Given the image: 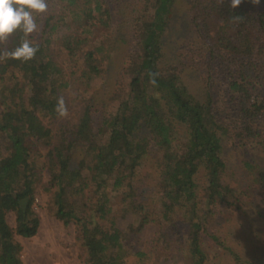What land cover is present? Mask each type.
I'll use <instances>...</instances> for the list:
<instances>
[{
  "label": "trees",
  "instance_id": "trees-1",
  "mask_svg": "<svg viewBox=\"0 0 264 264\" xmlns=\"http://www.w3.org/2000/svg\"><path fill=\"white\" fill-rule=\"evenodd\" d=\"M132 1L48 0L46 13H33L35 57L0 61V264H23L15 235L38 233L34 202L44 173L51 209L75 223L86 264H126L130 255L139 264L148 252L133 237L158 222L159 238L172 245L178 221L190 262L205 264L202 238L218 239L210 227L219 209L264 194V96L257 88L264 85V0L236 8L231 0H185L192 36L183 39L170 33L182 0ZM93 27L102 28L94 42ZM22 38L18 30L0 50ZM53 45L66 58L58 61ZM117 45L128 50L123 76L98 107L95 89L113 69ZM192 69L200 72L203 99L185 83L183 73ZM78 82L85 88L75 94ZM220 91L229 109L217 104ZM61 96L66 118L56 112ZM239 148L254 184L233 187L228 152ZM148 158L156 172L143 175ZM152 189L158 205L146 198Z\"/></svg>",
  "mask_w": 264,
  "mask_h": 264
},
{
  "label": "rangeland",
  "instance_id": "rangeland-1",
  "mask_svg": "<svg viewBox=\"0 0 264 264\" xmlns=\"http://www.w3.org/2000/svg\"><path fill=\"white\" fill-rule=\"evenodd\" d=\"M134 2V0L132 1ZM185 0H182L176 18L172 22L170 33L178 34V37L183 39L190 37L189 26L187 23V13ZM59 10V6H55V10ZM189 20V19H188ZM92 41L100 36L102 28L93 27ZM175 32V33H174ZM55 38V35H54ZM59 40L54 44H59ZM117 49L113 53L112 70L104 82L101 81L95 89V103L101 106L115 92L118 85V80L122 79V68L126 63L128 50L123 45H117ZM55 57L58 61H62L65 54H58V49L53 45ZM177 58V57H176ZM182 60L178 58L177 60ZM184 61V60H183ZM178 62V61H177ZM192 72L184 71L183 76L185 83L189 85L191 91L198 95L199 98L205 97V90L200 79V72L192 69ZM78 87L85 88L81 83H76L72 86L71 92L77 93ZM258 91L264 96V85L257 86ZM219 90V87H216ZM79 96V101L82 99ZM217 104L229 109L228 99L222 91L215 96ZM242 148L229 150L228 158L230 159V172L226 175V180L233 187L249 186L254 184V180H250L246 175V168L240 160L247 155H244ZM252 154V153H251ZM255 154V153H254ZM264 157V152H259V155ZM257 156V155H256ZM81 149H77L74 153V164L81 159ZM259 157V156H258ZM46 170V169H45ZM156 172L155 165L151 158L147 159L145 166L141 169V174L146 172ZM49 180L47 173L43 174V181L38 186V192L34 202V210L40 218L39 234L30 238L16 234L15 237L20 239L22 244L21 259L23 264H86L85 254L76 241V226L74 222L65 224L63 221L56 218L49 202V193L44 190V184ZM154 180L146 181L144 184L153 182ZM198 181L201 185V191L206 185V176L202 172ZM253 189V188H252ZM250 189V191H252ZM249 191V192H250ZM146 198L152 204L158 205V195L154 190L146 192ZM118 198L113 196V201L119 203ZM120 213V206L112 212L114 216ZM17 215L15 211L7 213V221L9 225L16 228ZM185 224L178 221L175 231L171 235L172 245L166 244L163 238H159L160 225L158 222H151L143 228L137 235L133 237L135 247L146 250L148 255L139 264H192L188 256L185 246H187ZM212 234H216L218 239L210 236L202 238V248L206 254L205 264H264V194L257 192L252 197L250 203L242 207L222 206L216 214V218L210 227ZM179 239V240H178ZM43 246V247H42ZM51 250L52 255L46 251V258L40 257L41 248ZM41 250V251H40ZM138 260L135 255H130L126 258V264H134Z\"/></svg>",
  "mask_w": 264,
  "mask_h": 264
},
{
  "label": "clouds",
  "instance_id": "clouds-1",
  "mask_svg": "<svg viewBox=\"0 0 264 264\" xmlns=\"http://www.w3.org/2000/svg\"><path fill=\"white\" fill-rule=\"evenodd\" d=\"M223 0H221V3ZM253 4H259L260 0H251ZM242 0H231V7L236 8ZM49 10L48 0H0V43H5L12 34L18 30L23 33L19 46L11 51L0 50V61L8 58L23 61L35 57L38 46H34L28 39L37 32L38 24L33 13L43 14ZM239 16L234 17L238 19ZM57 115L61 118L68 116V109L63 96L58 97L56 105Z\"/></svg>",
  "mask_w": 264,
  "mask_h": 264
},
{
  "label": "crops",
  "instance_id": "crops-1",
  "mask_svg": "<svg viewBox=\"0 0 264 264\" xmlns=\"http://www.w3.org/2000/svg\"><path fill=\"white\" fill-rule=\"evenodd\" d=\"M39 230H40V227H39ZM39 234V232L36 234V235H38ZM35 235V236H36ZM16 239L18 240V241H21L20 239H18L17 237H16ZM43 247V246H42ZM42 247H40L41 248V250H42V252H41V255H40V257L42 258V257H44V258H46L47 256H46V251L48 252V253H50V255H52V252H51V250H44V248H42ZM40 250V251H41ZM47 259V258H46ZM50 261H52V259L51 260H48V263L47 264H49L50 263Z\"/></svg>",
  "mask_w": 264,
  "mask_h": 264
},
{
  "label": "water",
  "instance_id": "water-1",
  "mask_svg": "<svg viewBox=\"0 0 264 264\" xmlns=\"http://www.w3.org/2000/svg\"><path fill=\"white\" fill-rule=\"evenodd\" d=\"M27 201H28V199H25V200L22 201V207L23 208H25Z\"/></svg>",
  "mask_w": 264,
  "mask_h": 264
}]
</instances>
